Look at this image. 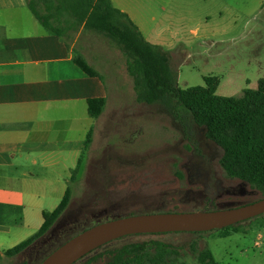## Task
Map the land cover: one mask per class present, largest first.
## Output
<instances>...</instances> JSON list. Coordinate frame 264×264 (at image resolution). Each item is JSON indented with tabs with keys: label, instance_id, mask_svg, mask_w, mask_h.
Instances as JSON below:
<instances>
[{
	"label": "rangeland",
	"instance_id": "obj_1",
	"mask_svg": "<svg viewBox=\"0 0 264 264\" xmlns=\"http://www.w3.org/2000/svg\"><path fill=\"white\" fill-rule=\"evenodd\" d=\"M173 12L199 14L208 34L169 53L180 88L205 86L206 77L217 76L221 96L240 97L246 88L257 89L264 78V0H199L198 6L182 4ZM76 36L77 55L104 77L107 103L93 120L90 142L81 146L75 180L67 184L72 201L65 214L66 228L132 214L231 209L264 198L249 183L227 175L220 162L223 150L202 127L193 125L188 139L159 106L137 101L127 56L114 40L82 29ZM78 139L84 141L86 135L79 133ZM239 224L245 232L226 238L222 229L126 237L79 264H113L125 245L152 247V241L173 250L167 264H200L197 254L206 247L218 264H264V215ZM39 259L35 253L0 256V264Z\"/></svg>",
	"mask_w": 264,
	"mask_h": 264
},
{
	"label": "crops",
	"instance_id": "obj_2",
	"mask_svg": "<svg viewBox=\"0 0 264 264\" xmlns=\"http://www.w3.org/2000/svg\"><path fill=\"white\" fill-rule=\"evenodd\" d=\"M110 1L129 15L147 41L168 54L208 36L199 14L173 12L182 4L198 6L199 0ZM75 32L69 26L63 33L45 27L31 12L29 0H0L2 257L36 234L44 213L62 202L93 127L88 100L107 99L105 82L75 61ZM79 133L86 135L84 141Z\"/></svg>",
	"mask_w": 264,
	"mask_h": 264
},
{
	"label": "trees",
	"instance_id": "obj_3",
	"mask_svg": "<svg viewBox=\"0 0 264 264\" xmlns=\"http://www.w3.org/2000/svg\"><path fill=\"white\" fill-rule=\"evenodd\" d=\"M29 8L41 24L57 33L65 32L69 26L95 31L114 40L127 56V71L133 79L137 101L159 106L181 125L188 139H191L193 125L202 127L206 137L223 150L220 162L227 175L249 183L264 195V78L259 80L257 89L246 88L240 97L218 95L221 81L217 76L206 77L205 86L183 89L178 86L177 73L171 67L168 52L147 41L129 15L113 7L110 0H29ZM75 61L89 76L105 82L81 54ZM106 103L105 98L89 99L90 116L98 119ZM91 131L86 144L90 142ZM71 201L72 189L69 186L57 209L44 213L41 229L7 250L5 256L11 258L35 253L40 255L39 260H27L22 264H40L71 238L105 221H96L87 227L73 223L74 226L66 228L65 214ZM239 232H245L242 225H233L222 229V237ZM116 241L98 248L76 264ZM173 253L167 244L160 241H152V247L148 243H133L118 250L113 264H167ZM197 258L200 264H218L207 247L198 252Z\"/></svg>",
	"mask_w": 264,
	"mask_h": 264
},
{
	"label": "water",
	"instance_id": "obj_4",
	"mask_svg": "<svg viewBox=\"0 0 264 264\" xmlns=\"http://www.w3.org/2000/svg\"><path fill=\"white\" fill-rule=\"evenodd\" d=\"M264 215V198L224 210L138 214L100 222L71 238L40 264H76L98 248L118 239L143 234L201 233L221 230Z\"/></svg>",
	"mask_w": 264,
	"mask_h": 264
}]
</instances>
